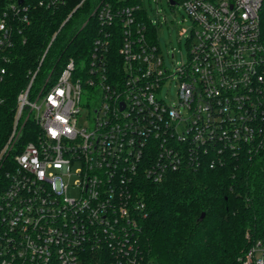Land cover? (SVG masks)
Listing matches in <instances>:
<instances>
[{
    "label": "built area",
    "instance_id": "2783aa9c",
    "mask_svg": "<svg viewBox=\"0 0 264 264\" xmlns=\"http://www.w3.org/2000/svg\"><path fill=\"white\" fill-rule=\"evenodd\" d=\"M63 1L0 0V83L32 10ZM180 1L198 41L175 72L137 20L139 5L109 2L94 10L100 29L86 62L70 58L35 90L39 67L30 71L0 154V264H91L106 250V264H142L138 180L160 181L206 158L225 162L261 141L264 0ZM116 25L117 48L109 46ZM168 79L178 83L172 106L162 92ZM29 114L38 128L24 141ZM240 259L264 264V238Z\"/></svg>",
    "mask_w": 264,
    "mask_h": 264
},
{
    "label": "trees",
    "instance_id": "16d2710c",
    "mask_svg": "<svg viewBox=\"0 0 264 264\" xmlns=\"http://www.w3.org/2000/svg\"><path fill=\"white\" fill-rule=\"evenodd\" d=\"M106 2L115 8L139 5L137 20L159 44L141 0H64L55 8L36 6L24 40L8 51L7 73L0 83V149L13 127L17 96L27 87L30 71L39 67L35 90L47 79L55 82L70 58L86 62L100 29L94 10ZM115 28L109 46L117 48L124 35ZM261 38L264 42V12ZM37 128L29 114L22 139H30ZM240 154L214 164L206 158L196 167L168 172L160 181L138 180L137 197L145 204L137 242L142 264H242L246 250L264 238V132L260 142L245 146ZM109 255V250L95 252L91 264H106Z\"/></svg>",
    "mask_w": 264,
    "mask_h": 264
},
{
    "label": "rangeland",
    "instance_id": "374dc122",
    "mask_svg": "<svg viewBox=\"0 0 264 264\" xmlns=\"http://www.w3.org/2000/svg\"><path fill=\"white\" fill-rule=\"evenodd\" d=\"M147 16L156 26V38L164 56L168 69L175 72V67L188 60L192 46L198 41L193 28V20L183 8L181 1L172 5L170 0H141ZM178 83L168 79L163 86L166 104L172 106L177 97ZM13 129V127H12ZM11 132L0 149V154L9 142ZM76 175L67 179L73 185ZM70 196H79V190L70 188Z\"/></svg>",
    "mask_w": 264,
    "mask_h": 264
},
{
    "label": "water",
    "instance_id": "95a60500",
    "mask_svg": "<svg viewBox=\"0 0 264 264\" xmlns=\"http://www.w3.org/2000/svg\"><path fill=\"white\" fill-rule=\"evenodd\" d=\"M170 3H171L172 5H175V4H176L175 0H170ZM203 216H204V214L201 215V217H203Z\"/></svg>",
    "mask_w": 264,
    "mask_h": 264
}]
</instances>
